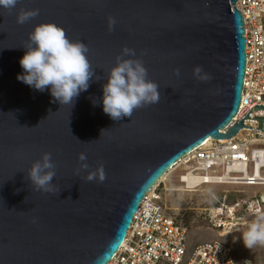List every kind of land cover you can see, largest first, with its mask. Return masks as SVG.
I'll list each match as a JSON object with an SVG mask.
<instances>
[{
	"label": "water",
	"instance_id": "1",
	"mask_svg": "<svg viewBox=\"0 0 264 264\" xmlns=\"http://www.w3.org/2000/svg\"><path fill=\"white\" fill-rule=\"evenodd\" d=\"M236 2L19 0L10 11L0 8V264H108L145 195L180 159L207 138L252 130L242 125L247 112L218 133L237 114L243 91ZM33 9L37 16L16 22L18 12ZM40 23L60 26L88 48L93 76L72 107L17 80ZM125 48L135 55H123ZM118 58L141 61L160 98L114 121L102 110V87ZM44 153L55 165L52 192L28 176ZM101 167L104 181H89Z\"/></svg>",
	"mask_w": 264,
	"mask_h": 264
},
{
	"label": "built area",
	"instance_id": "2",
	"mask_svg": "<svg viewBox=\"0 0 264 264\" xmlns=\"http://www.w3.org/2000/svg\"><path fill=\"white\" fill-rule=\"evenodd\" d=\"M234 8L243 18V91L237 114L218 133L226 134L247 112L249 119H243L242 125L252 130L241 129L230 139L207 138L180 159L171 173H178L174 181L184 191L206 186L221 189L212 206L205 210V220L217 232V238L229 235L226 233L234 226L254 219L264 208V121L259 122L264 119V0H237ZM164 181L145 195L123 245L108 264H254L248 258L236 260L233 248L219 239L191 246L188 228L166 215L161 206L158 189ZM254 188L263 191L251 192ZM244 190L251 194L246 196ZM235 194L240 196L230 199Z\"/></svg>",
	"mask_w": 264,
	"mask_h": 264
},
{
	"label": "clouds",
	"instance_id": "3",
	"mask_svg": "<svg viewBox=\"0 0 264 264\" xmlns=\"http://www.w3.org/2000/svg\"><path fill=\"white\" fill-rule=\"evenodd\" d=\"M18 3L19 0H0V8L10 11ZM37 15V9L21 11L17 13L16 22L23 24ZM24 48L25 54L19 60L22 73L17 75V80L40 92L47 89L54 101L72 107L75 98L88 89L93 76L87 46L83 42L70 40L65 30L54 23H40L34 26L28 36V45ZM123 55L134 56L135 51L125 48ZM200 72L199 68L194 70L195 75ZM146 77L147 70L141 61L118 58L116 66L110 70L107 83L102 87L103 112L112 120L119 121L123 117L130 118L134 110L142 106L157 103L160 98L158 86ZM79 160L85 161L86 156L80 154ZM80 167L87 169L88 165L81 163ZM54 169L51 154L44 153L40 160L32 164L28 176L36 189L52 192L54 189L50 182L55 176ZM87 179L103 182L105 175L102 167L98 173H90ZM208 196L210 200L215 199L210 190ZM240 238L247 249L264 246V213L255 214Z\"/></svg>",
	"mask_w": 264,
	"mask_h": 264
},
{
	"label": "rangeland",
	"instance_id": "4",
	"mask_svg": "<svg viewBox=\"0 0 264 264\" xmlns=\"http://www.w3.org/2000/svg\"><path fill=\"white\" fill-rule=\"evenodd\" d=\"M176 173L177 172H175V174H170L167 180L164 181L163 185H161V188L158 189V193L161 196V206L164 213L172 217L181 226L188 228L189 244L193 246L197 243L219 239L222 243L233 248L236 260L240 261L241 259L248 258L254 264H264V246L257 245L252 249H247L243 246L240 238L241 233L246 230V226L251 220L234 227L233 230L228 233L229 235H226L223 238H217V232L214 231L210 224L205 220V210L213 204L208 196L209 190L217 198L221 194V189L215 186H206L197 193H180L179 191H177V193L175 190H178V184L174 181ZM163 186L169 191H164ZM228 190L230 191V189ZM252 191L260 192L263 190L260 188H254L251 189V192ZM244 192L246 196L250 193L248 190H244ZM243 193L241 192L239 194L243 195ZM235 196L240 195H231L230 199L235 198ZM262 213H264V208Z\"/></svg>",
	"mask_w": 264,
	"mask_h": 264
},
{
	"label": "bare ground",
	"instance_id": "5",
	"mask_svg": "<svg viewBox=\"0 0 264 264\" xmlns=\"http://www.w3.org/2000/svg\"><path fill=\"white\" fill-rule=\"evenodd\" d=\"M172 171H173V168L166 174V175H164L161 179H160V181L159 182H161V181H164V180H166L169 176H170V174L172 173ZM153 188H155V186L153 187ZM181 188V187H180ZM202 188H200V189H198V190H194V191H184V190H182V188L181 189H178V190H176V192L177 191H179L180 193L181 192H188V193H192V192H194V193H197V192H199V190H201ZM171 190V189H170ZM171 192V191H170ZM178 193V192H177ZM230 212H232V211H230ZM235 227V226H234ZM229 229V228H228ZM236 230V229H235ZM235 232V231H234ZM226 233V232H225ZM226 234H228V233H226ZM232 234V233H231ZM234 234V233H233Z\"/></svg>",
	"mask_w": 264,
	"mask_h": 264
}]
</instances>
